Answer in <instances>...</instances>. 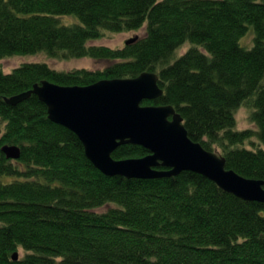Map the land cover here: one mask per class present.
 Wrapping results in <instances>:
<instances>
[{
	"label": "trees",
	"instance_id": "obj_1",
	"mask_svg": "<svg viewBox=\"0 0 264 264\" xmlns=\"http://www.w3.org/2000/svg\"><path fill=\"white\" fill-rule=\"evenodd\" d=\"M69 14L79 22L62 23ZM144 25L145 35L123 47L89 44ZM251 30L253 45L245 46ZM39 52L111 63L0 69V264H264L263 202L191 170L106 175L36 94L5 100L43 80L85 86L154 71L164 94L143 104L173 105L193 140L220 152L228 168L264 180V0H0V59ZM242 106L256 128H238ZM5 144L20 146V158H9ZM149 152L126 143L113 157Z\"/></svg>",
	"mask_w": 264,
	"mask_h": 264
},
{
	"label": "water",
	"instance_id": "obj_2",
	"mask_svg": "<svg viewBox=\"0 0 264 264\" xmlns=\"http://www.w3.org/2000/svg\"><path fill=\"white\" fill-rule=\"evenodd\" d=\"M137 39L130 38L126 44ZM32 94L46 104L52 121L78 135L87 157L106 175L148 179L191 170L244 200L264 203V180L228 168L225 156L193 140L173 105L143 104L164 94L157 72L102 79L85 86L43 80L5 100L15 105ZM126 143L141 145L150 152L143 157L114 158V151ZM2 151L12 159L21 156V147L15 144H5ZM18 257L19 252H15L13 258Z\"/></svg>",
	"mask_w": 264,
	"mask_h": 264
},
{
	"label": "rangeland",
	"instance_id": "obj_3",
	"mask_svg": "<svg viewBox=\"0 0 264 264\" xmlns=\"http://www.w3.org/2000/svg\"><path fill=\"white\" fill-rule=\"evenodd\" d=\"M59 19L64 24H71L79 22V18L74 14L69 15H61ZM146 33V25L138 30H131L127 32H112L106 31L105 35L101 38L91 40L89 44L91 45H106L110 47H123L126 44V41L130 38L138 36V38L143 37ZM252 34V35H251ZM248 35V36H247ZM245 35L247 37L242 38V44L245 46H252V40L254 37L253 30L249 31L248 34ZM253 36V37H252ZM252 43V44H250ZM190 47L189 43H185L177 52L178 55L185 53ZM25 62H45L50 67L57 69V70H73L79 68H87L91 70L103 69L107 65L111 63V61L106 59H94L91 57H81V58H71V59H59L48 56L44 52L33 53V54H15L12 56L4 57L0 59V69L5 73H10L13 69ZM249 111L246 106H242L237 112V123L238 128L245 129V128H256V125L250 122L249 119ZM255 144H259V140L257 136H253L251 138ZM248 147H251L252 144L250 141L246 144ZM108 206H104L102 208L97 209V211L106 210ZM24 252L21 249L20 255H23Z\"/></svg>",
	"mask_w": 264,
	"mask_h": 264
}]
</instances>
